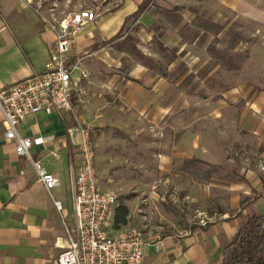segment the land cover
Returning a JSON list of instances; mask_svg holds the SVG:
<instances>
[{"label":"crops","instance_id":"crops-1","mask_svg":"<svg viewBox=\"0 0 264 264\" xmlns=\"http://www.w3.org/2000/svg\"><path fill=\"white\" fill-rule=\"evenodd\" d=\"M93 1L96 6L92 9L98 16L81 30L68 54L69 63L77 67L72 73L77 83L72 111L31 114L17 126L19 136L32 142L30 158L17 155L15 143L4 139L0 112V264H56L66 245L63 217L72 216L71 179L80 162L78 149L66 132L76 123L89 131L93 127L112 129L120 137L128 135L146 147L156 146L152 152L158 174L210 175L204 186L190 180L189 187L222 193L213 216L220 219L235 211L230 215L233 218L211 223L196 233L185 230L158 239L146 237L143 231L144 238L152 242L144 247L140 264H220L222 249L246 214H264L261 173L244 163L239 165L231 155L251 151L259 162L264 161V91L242 84L228 88L225 83L220 89L208 86L215 70L201 72L211 59L188 57L184 51L186 45L194 46L197 38L189 42L183 39L182 31L190 22L182 9L179 22L168 23L165 32L156 19L165 10L157 8L155 12V4L136 22L135 31L131 23L127 25L128 33L141 43L152 45L154 39L162 48L177 47L176 58L164 61V71L146 63L148 59H123L129 55L120 47L123 37L92 49L114 37L143 0ZM210 1L236 18L264 17V0ZM59 3L60 10L74 11L70 0ZM80 7L75 6V10ZM53 40V33L43 29L32 10L18 0H0V91L43 73ZM151 57L158 55L152 52ZM81 72L87 76L82 77ZM45 137L50 140L44 143ZM31 160L58 179L59 186L51 196L63 204L62 215L38 181ZM193 161L196 164L190 163ZM232 165L237 170L228 173ZM230 174L244 180H228ZM242 198L246 200L243 206ZM242 207L241 218H234Z\"/></svg>","mask_w":264,"mask_h":264},{"label":"rangeland","instance_id":"rangeland-1","mask_svg":"<svg viewBox=\"0 0 264 264\" xmlns=\"http://www.w3.org/2000/svg\"><path fill=\"white\" fill-rule=\"evenodd\" d=\"M154 4L155 12L159 11L157 8L165 10L156 16L157 22L165 28L164 32L169 30L168 23L179 22L180 9L185 12L190 27L182 31V37L187 42L195 37L197 42L194 46L186 45L184 51L189 53L188 57L195 55L202 60L211 59L200 70L203 73L215 70L214 76L207 80L208 86L211 84V87L220 89L225 83L228 88L242 84L253 91H264L263 16L257 20L236 18L210 0H155ZM78 5L93 8L96 2L70 0L71 10L75 11V6ZM126 35L127 41L122 40L120 47L129 55L123 59H136L129 51L133 46L140 57L148 59L145 62L149 61L161 71L165 70L164 61L170 59L168 51L177 50L176 47L163 48L165 51H162L158 48L157 40L153 39V44L148 45L141 43L132 33ZM152 52H156L158 58L151 57ZM155 59L159 60L156 62ZM181 67L179 68L182 69ZM90 132L95 146L96 173L100 188L102 191L113 192L117 205H127L130 213L127 226L139 228L150 239H158L168 235H180L188 224L201 225L200 221L205 217H212L213 223L219 220L213 214L220 207L219 199L223 198V194L214 189L207 192L204 187L200 190L189 187L190 180L204 186L209 182L208 177L203 174L188 177L158 174L156 158L152 152L156 146L146 147L138 140L132 142L127 133V136L120 137L112 129L93 127ZM233 153L231 155L239 165L244 163L245 167L255 168L261 173L260 179L264 185V171L260 170V166L264 167V161L259 162L258 156L251 151ZM232 170L236 172L235 165L228 167V173ZM215 177L222 178L219 175ZM228 180L242 182L244 179L230 174ZM244 199L242 198V206L246 202ZM235 213L230 211L228 216ZM226 218L227 215L220 219Z\"/></svg>","mask_w":264,"mask_h":264},{"label":"built area","instance_id":"built-area-1","mask_svg":"<svg viewBox=\"0 0 264 264\" xmlns=\"http://www.w3.org/2000/svg\"><path fill=\"white\" fill-rule=\"evenodd\" d=\"M18 1L32 10L44 30L54 35L46 70L0 91L4 139L15 143L17 155L30 158L32 142L19 136L17 126L31 114L61 115L72 111L71 94L77 87L72 73L77 67L69 63L68 54L81 30L95 22L98 15L90 7L70 12L60 10L61 0ZM81 76L87 74L81 72ZM66 132L78 149L80 162L71 179L72 216L69 219L63 217L66 245L57 256L56 264H140L144 247L152 241L146 240L137 227L115 228L117 198L113 192L100 189L90 131L76 123ZM49 140L45 137L42 141ZM31 162L53 207L62 215L63 204L51 196V191L59 186L58 179L47 173L39 162ZM260 170L264 171V167L260 166ZM206 223H213V218L205 217L200 221L203 226ZM156 248H159L158 243Z\"/></svg>","mask_w":264,"mask_h":264},{"label":"trees","instance_id":"trees-1","mask_svg":"<svg viewBox=\"0 0 264 264\" xmlns=\"http://www.w3.org/2000/svg\"><path fill=\"white\" fill-rule=\"evenodd\" d=\"M155 0H143L142 3L138 6L137 10L130 16L126 17L122 27L119 32L108 40L105 43L100 45H94L92 49H96L100 46L113 43L120 38L127 41V33L129 32L128 24L133 25V30L137 29L136 22L140 17L148 11V9L153 6ZM125 41V42H126ZM132 46V43L130 42ZM159 49L165 51L161 46ZM130 54L134 55L136 59H141L140 55L135 51V48L132 46L130 48ZM171 55L170 59L176 58V50L168 51ZM143 59V58H142ZM149 62V61H148ZM146 62V63H148ZM74 63V62H73ZM70 63V64H73ZM150 64V62L148 63ZM75 99V91H72L71 102L73 105V100ZM193 165L196 164V161L190 162ZM189 164V163H188ZM205 177L210 179V175L204 174ZM244 211L242 207L240 212L237 213L234 218H241V213ZM129 215V209L123 203H120L116 206L114 211V226L119 228L121 226L127 225ZM233 216H228L226 219H219L215 222L229 221ZM214 222V223H215ZM211 223H206L205 226L198 225L195 223L188 224L186 230L190 233H196L203 231L205 228L210 226ZM220 264H264V214L258 212L248 213L245 216L244 221L240 223V226L232 239L228 244L222 249Z\"/></svg>","mask_w":264,"mask_h":264}]
</instances>
